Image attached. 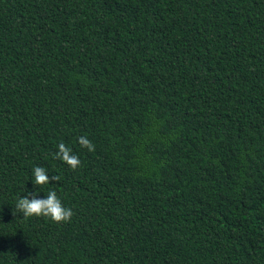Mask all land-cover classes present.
<instances>
[{
    "label": "trees",
    "instance_id": "16d2710c",
    "mask_svg": "<svg viewBox=\"0 0 264 264\" xmlns=\"http://www.w3.org/2000/svg\"><path fill=\"white\" fill-rule=\"evenodd\" d=\"M0 264H264V0H0Z\"/></svg>",
    "mask_w": 264,
    "mask_h": 264
},
{
    "label": "clouds",
    "instance_id": "9594fccd",
    "mask_svg": "<svg viewBox=\"0 0 264 264\" xmlns=\"http://www.w3.org/2000/svg\"><path fill=\"white\" fill-rule=\"evenodd\" d=\"M79 144L83 147L91 149V144L87 138H80ZM55 156L67 163L71 168L75 169L79 164V158L73 154L72 149L65 144L57 145ZM32 184L36 186H44L50 183L47 170L43 167L36 166L32 170ZM41 192L34 189L27 192L26 195L20 196L16 201V208L23 213L25 217L45 216L54 222L68 221L73 215L70 208L62 205L56 191L49 189L43 198H37Z\"/></svg>",
    "mask_w": 264,
    "mask_h": 264
}]
</instances>
